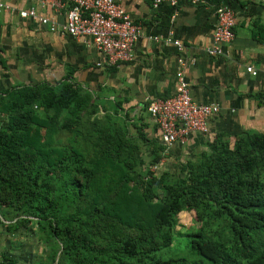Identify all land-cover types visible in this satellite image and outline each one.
<instances>
[{"label": "trees", "instance_id": "16d2710c", "mask_svg": "<svg viewBox=\"0 0 264 264\" xmlns=\"http://www.w3.org/2000/svg\"><path fill=\"white\" fill-rule=\"evenodd\" d=\"M70 74L55 86L0 92V215H14L0 228L12 233L32 223L55 264H264V134L218 133L184 163L183 176L136 179L124 128L105 129L100 134L110 136L101 142L79 129L91 96ZM137 135L151 147L158 141ZM158 161L153 154L150 165ZM129 177L144 203H154L146 225L120 222L110 210ZM183 209L198 226L183 236L189 258L160 260Z\"/></svg>", "mask_w": 264, "mask_h": 264}, {"label": "crops", "instance_id": "0c3cea01", "mask_svg": "<svg viewBox=\"0 0 264 264\" xmlns=\"http://www.w3.org/2000/svg\"><path fill=\"white\" fill-rule=\"evenodd\" d=\"M114 1L140 26L141 37L134 46L133 60L111 71L94 67L102 58L90 45L58 31L48 32L35 22L0 14V92L15 86L57 83L72 69L74 83L84 87L95 80L106 86L124 112L144 117L147 133L156 137L144 102L174 93L177 59L181 58L192 100L219 107L218 115L208 125L209 133L192 137L187 145L206 142L218 133L264 134V0H177L174 7L162 5L156 9L151 8V0ZM0 2L39 12L38 0ZM223 2L234 13V38L223 47L222 56L212 58L205 50L210 44L215 8ZM41 13L58 25L63 23L62 13ZM168 35L181 44V52L171 44L148 39Z\"/></svg>", "mask_w": 264, "mask_h": 264}, {"label": "built area", "instance_id": "2783aa9c", "mask_svg": "<svg viewBox=\"0 0 264 264\" xmlns=\"http://www.w3.org/2000/svg\"><path fill=\"white\" fill-rule=\"evenodd\" d=\"M190 2L191 0H185ZM177 0H151V8L162 5L174 7ZM39 12L33 8L21 9L0 2V14H11L29 22H35L48 32L58 31L72 40L90 45L101 56L97 66L113 68L133 60V49L141 37V28L132 22L121 5L114 0H38ZM50 10L62 13L63 23L58 25L41 12ZM215 23L210 35L207 56L218 58L223 47L233 41L235 17L226 2L216 6ZM153 42L171 44L181 52V44L170 35L160 39L149 37ZM183 60L177 59L174 93L167 98L145 100V112L155 126L156 138L166 148L182 147L194 136H206L209 123L219 113L214 104L194 102L183 76ZM252 76L255 72L246 69Z\"/></svg>", "mask_w": 264, "mask_h": 264}, {"label": "rangeland", "instance_id": "374dc122", "mask_svg": "<svg viewBox=\"0 0 264 264\" xmlns=\"http://www.w3.org/2000/svg\"><path fill=\"white\" fill-rule=\"evenodd\" d=\"M94 67L102 68L97 64ZM72 72L73 70L69 69L66 74L71 73L70 77H72ZM56 84L54 81L48 83L49 86ZM81 88L91 98L87 106L78 113L79 129L89 141L101 142L110 136V132L106 133L107 136L100 134L105 129L112 128L116 131H123L124 128L127 131L126 139L128 138L129 145L133 149V159L131 158L130 162L136 179L144 180L146 172H149L156 178L165 174L166 181L170 183L176 175L183 176L184 163L196 160L198 154L204 149L205 142H200L194 146H190V144L170 148L162 146L160 149L157 141L151 147V144L144 143L137 135L143 134L146 139L151 140L150 142L156 139L147 133V124L143 122L144 117L138 116V114L134 115L133 112H124L121 105L117 104L114 92L95 80L89 81ZM213 137L207 139L206 142H211ZM231 140L229 139L230 142ZM153 154L159 158V161L151 166ZM125 187L122 198L116 201L110 210L119 216L120 222L130 224L134 221H140L141 225H146L150 220L149 211L155 209L154 203H144L133 177H129ZM3 212L5 213L4 209ZM0 222L4 225H10L14 222V215L9 212L3 217L1 214ZM197 227L193 212L186 211V209L180 211L175 216L174 234L176 235L172 238L169 248L159 251L156 257L160 260L189 258L183 236L194 232ZM221 227L222 225L219 224L214 229L219 232ZM6 258H10L16 264H55L53 259H56L47 249L44 236L32 223L12 233H7L0 228V264H8Z\"/></svg>", "mask_w": 264, "mask_h": 264}]
</instances>
